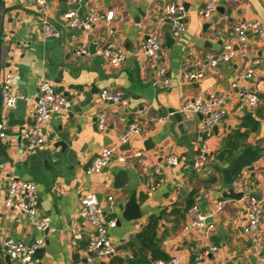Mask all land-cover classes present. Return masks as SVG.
I'll list each match as a JSON object with an SVG mask.
<instances>
[{
	"label": "crops",
	"instance_id": "obj_1",
	"mask_svg": "<svg viewBox=\"0 0 264 264\" xmlns=\"http://www.w3.org/2000/svg\"><path fill=\"white\" fill-rule=\"evenodd\" d=\"M220 1L218 11L211 18H205L201 10L206 0H85L80 8L82 15L89 6H97L104 12L114 9L115 17L109 24L97 22L91 29H71L60 23L64 10L75 8L76 4L72 0H49L46 12L60 32L54 39L43 36L42 13L34 0L6 2L8 32L5 38L9 51L4 64L13 71L14 92L20 97L27 92L28 108L24 126L15 108L8 112L7 158L2 162L6 175L37 183L39 215L51 219L45 233L46 245L38 252L37 264H82L88 240L97 233L92 223L81 216L80 196L85 191L102 195L100 202L105 209H109L108 197H114V211L108 215L118 220L117 226L109 229L117 252L109 259L99 260L98 264H130L136 249L146 252L136 235L151 215L159 217L158 237L163 239L162 249L170 257L179 256L182 264H192V256L206 243L202 230L186 228L192 218L189 209L194 204L209 215L215 225L210 240L219 250L213 254L214 262L264 264L254 263V245L244 233L248 217L244 201L224 195L230 188L240 192L233 181L243 178L249 181L250 191L264 199V65L254 64L256 58L264 63V0ZM169 2L188 4L187 31L181 36H174L170 22L163 20ZM10 18L13 19L10 21ZM256 19L262 22L263 31L250 35L247 46L239 44L234 25L240 20ZM206 23H209L207 27ZM109 28L114 29V34H109ZM154 32L162 44L161 57L157 60L149 58L143 50L147 36ZM167 34L172 38L169 45ZM33 38L37 41L29 47L28 42ZM109 39L126 53L120 66H113L102 54ZM228 42L233 44L235 57L216 68L211 67L206 54L218 53ZM91 43H94L92 48ZM82 48L87 52H82ZM183 65L201 68L205 76L195 82L185 81L181 76ZM159 66H164L171 77L167 87L155 84ZM251 66L255 69L253 76L248 80L239 79ZM43 79L53 82L72 104L69 111L55 114L45 124L47 141L44 145L29 151L25 148V134L34 121L35 99ZM234 82H237L236 87ZM94 85L100 91L86 103L87 91ZM103 89L124 91L128 103L104 102L99 97ZM245 89L258 95L257 107L240 100L239 93ZM212 93H228L227 113L211 129L201 131L199 117L184 110V103L188 98L208 97ZM146 106L150 107V112L144 117L138 111ZM171 109L185 112L183 120L174 127L166 114ZM99 110H104L108 117L104 130L98 127ZM251 119L258 121L256 130L248 124ZM138 120L144 121L142 132L131 137L127 143L129 149L121 151L132 154L139 150L142 156H130L126 163L113 159L100 173L87 174L91 160L102 148L117 141L119 133ZM215 126L217 130L213 129ZM237 128L246 136L240 140L230 160L220 159L218 153L225 138ZM59 140H64L67 146H56ZM201 145L209 147V154L204 171L198 173L194 163ZM172 154L179 156V163L167 165L166 159ZM144 162L163 170L164 182L155 189L150 188L149 173L142 169ZM121 167L128 171L129 179L123 188L116 189L113 180ZM6 185L0 174L2 241L13 237L33 242L41 233L29 223L27 215L4 206ZM134 189L142 216L126 221L119 206L128 201ZM221 200L226 203L213 217L211 214L218 209ZM75 223L83 231L77 247L72 244L70 231ZM220 228H224L223 234ZM259 233L264 237V220ZM211 262L209 257L194 264Z\"/></svg>",
	"mask_w": 264,
	"mask_h": 264
},
{
	"label": "built area",
	"instance_id": "obj_2",
	"mask_svg": "<svg viewBox=\"0 0 264 264\" xmlns=\"http://www.w3.org/2000/svg\"><path fill=\"white\" fill-rule=\"evenodd\" d=\"M13 1V0H5ZM41 10V32L44 37H58L60 32L56 25L50 20L46 8L49 0H34ZM85 0H72L76 4L75 8L66 9L62 15L61 26L71 29H91L97 22H106L109 24L115 17L114 9L102 11L97 6H89L85 15L80 12L81 4ZM191 1V0H185ZM220 0H206L201 14L205 18H211L220 6ZM163 20H168L171 24L172 34L181 36L187 31V8L185 2H169L165 6ZM234 30L239 44L247 46L249 36L260 34L263 31L262 22L256 20H240L234 25ZM109 34H114V29L109 28ZM144 53L151 59H159L161 57L162 44L157 33H151L147 36L144 46ZM82 52H87L82 48ZM102 54L108 59L113 66H120L126 59V53L123 49L117 47L112 40H108L106 47L102 50ZM236 51L231 42L224 44L223 49L218 53H207L205 59L211 67H218L221 63L233 59ZM255 65H261L262 61L258 58L254 60ZM254 67L251 66L241 73L239 79H250L254 74ZM155 84L160 83L167 87L171 83V77L168 75L164 66H159L155 74ZM181 76L185 81L195 82L205 76V71L201 68H191L183 65L181 68ZM237 86V82L233 83ZM240 100L247 101L252 107L259 104L258 95L249 89H245L240 93ZM20 96L14 92V74L9 66L2 64L0 73V143L6 145L9 141L7 132L8 112L16 107ZM100 99L104 102H114L122 105L128 103L125 92L122 90L110 91L103 89L99 93ZM228 93H212L208 97H192L188 98L184 103V110L201 114L199 129L207 131L218 122L222 121L227 113L225 108ZM71 101L67 95L58 91L56 86L48 79H43L38 85V93L35 99L34 121L25 134V148L34 151L41 148L47 141L45 133V124L55 115L67 112L71 108ZM243 104H241L242 106ZM144 117L150 112V107L146 106L139 111ZM98 127L104 130L107 127V114L104 110H99L97 114ZM163 120V117L159 118ZM143 122L141 120L132 122L127 129L119 133L118 139L102 150L91 160L86 169L89 175L100 173L113 159H117L121 163L128 162L130 156L141 157L142 152L139 150L129 154L121 151V146L129 142L134 134H139L143 130ZM209 147L201 145L198 149L194 167L198 173H202L206 166ZM179 156L172 154L166 159L167 165H176L179 163ZM142 169L149 173V181L151 189H155L164 182L162 177V168L156 166L152 168L147 162H144ZM0 174L6 180V191L4 196V206L16 213L25 214L29 223L41 233L33 242L27 243L19 241L13 237H7L1 241L3 255L9 254L12 264H37L39 262L38 252L46 245V230L50 227V217L39 215V195L37 183L33 180L17 178L12 175L5 174V164L0 162ZM233 186L242 192L241 200L244 201L247 211V222L244 225V233H246L254 245V256L256 262L264 263V237L259 233L261 224L264 220V199L259 198L250 191V184L243 178H237L233 181ZM109 209H105L99 200L98 194L93 191H85L80 196V211L83 218L88 219L96 229V234H92L88 240L86 247V256L82 264H98L99 260H105L113 257L117 252V245L109 233V229L116 227L118 220L116 217L109 216V212L114 211V197L109 196ZM226 201L221 200L218 209L211 214L213 217L221 211ZM191 221L186 227L187 229H200L206 236L204 248L196 255V262H203L209 259L210 254H214L219 250L218 245L213 243L210 238L213 235L215 225L209 220V215L204 213L197 204L190 207ZM70 231L73 235L72 244L74 247L79 245V241L83 237V231L79 224L71 225ZM149 264H182L179 256H173L169 259H154Z\"/></svg>",
	"mask_w": 264,
	"mask_h": 264
},
{
	"label": "water",
	"instance_id": "obj_3",
	"mask_svg": "<svg viewBox=\"0 0 264 264\" xmlns=\"http://www.w3.org/2000/svg\"><path fill=\"white\" fill-rule=\"evenodd\" d=\"M185 4H186V6H188L187 3H185ZM6 11H7V8H6L5 0H0V73H1V67H2V48H3L2 39H3V30H4V24H5ZM12 19L13 18H10V21ZM208 25H209V23H206L205 27H207ZM24 38L25 37L23 36V39ZM37 38H33V41L28 42V46L30 47L32 42H36ZM47 39H54V37H48ZM171 40H172V38H171L170 34H167V45L170 44ZM26 43H27V41H26ZM92 47H94V43H91V48ZM99 91H100V89L96 85H94L92 87V89L87 91L86 103L90 102L94 93L99 92ZM27 108H28V95H27V92H25L22 97L18 98L16 107H15V112H16L17 116L19 118H21V125L22 126H24V124H25V118L27 116ZM246 111L247 110H245V112ZM166 114L169 115L170 119L172 120L173 127H174L177 122H180L183 120L185 112L175 111V110L171 109L170 112L166 111ZM197 116L199 117V121H200L202 119V115L197 114ZM213 129L217 130V126H215ZM55 145L56 146L61 145V146L65 147V146H67V143L64 140H59V141H57V143ZM129 148H130V145L127 143L123 144L121 146V149H129ZM128 179H129L128 171L126 169H124L123 167L119 168V170L116 173L114 180H113V187L116 189L123 188L127 184ZM224 195L227 197H230V198H234V199H241L242 192H236L233 188H230L224 193ZM98 197H99V200L101 201L103 196L98 195ZM119 207L123 210L122 211V217L126 221H132V220H136V219L141 218L142 211H141L140 204L137 200V190L134 189L132 191V194L130 195L128 201L125 204H121ZM209 220H211V218ZM219 232L223 234L224 228H220ZM128 257L129 256L127 255V259H128ZM209 257L211 260H213V262L208 263V264H217L216 262H214L213 254H210ZM252 258H253V261L255 263L256 257L252 256ZM0 264H12V260L10 258V255L9 254L3 255L1 241H0Z\"/></svg>",
	"mask_w": 264,
	"mask_h": 264
},
{
	"label": "trees",
	"instance_id": "obj_4",
	"mask_svg": "<svg viewBox=\"0 0 264 264\" xmlns=\"http://www.w3.org/2000/svg\"><path fill=\"white\" fill-rule=\"evenodd\" d=\"M251 129L258 128V121L252 120L248 122ZM246 136L239 128L233 130L226 138L222 149L218 156L222 160H230L240 146V140ZM7 158L6 148L0 143V162ZM159 217L151 215L147 224H145L141 231L137 233L136 238L139 243L147 250L144 252L142 249H136L134 257L131 259L130 264H149L154 259H169V254L162 249V238L158 237ZM134 243H130L133 246ZM196 256H192L191 263H195ZM233 264V263H227Z\"/></svg>",
	"mask_w": 264,
	"mask_h": 264
},
{
	"label": "rangeland",
	"instance_id": "obj_5",
	"mask_svg": "<svg viewBox=\"0 0 264 264\" xmlns=\"http://www.w3.org/2000/svg\"><path fill=\"white\" fill-rule=\"evenodd\" d=\"M5 23H7V22L5 21ZM10 30H12V29H10ZM7 32H8L7 25L4 24L3 39H2V44H3V48H2V64L5 63V60H6V58H7L8 51H9V45H8V43H7V41H6V38H5ZM15 40H16V38L14 39V41H15ZM11 42H13V40H12ZM18 85H19V84H18ZM246 181L249 182L248 180H246ZM0 200H1V195H0ZM0 240L2 241L1 236H0Z\"/></svg>",
	"mask_w": 264,
	"mask_h": 264
}]
</instances>
